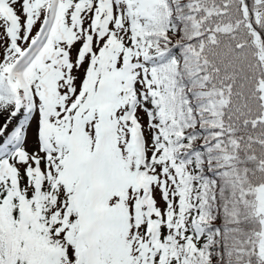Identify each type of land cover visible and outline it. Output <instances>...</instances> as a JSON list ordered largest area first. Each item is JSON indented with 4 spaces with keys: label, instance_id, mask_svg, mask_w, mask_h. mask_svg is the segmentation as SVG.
<instances>
[{
    "label": "snow or ice",
    "instance_id": "obj_1",
    "mask_svg": "<svg viewBox=\"0 0 264 264\" xmlns=\"http://www.w3.org/2000/svg\"><path fill=\"white\" fill-rule=\"evenodd\" d=\"M0 264H264V0H0Z\"/></svg>",
    "mask_w": 264,
    "mask_h": 264
},
{
    "label": "rangeland",
    "instance_id": "obj_2",
    "mask_svg": "<svg viewBox=\"0 0 264 264\" xmlns=\"http://www.w3.org/2000/svg\"><path fill=\"white\" fill-rule=\"evenodd\" d=\"M30 143H31V141H30Z\"/></svg>",
    "mask_w": 264,
    "mask_h": 264
}]
</instances>
